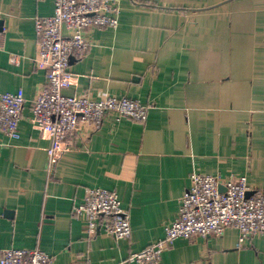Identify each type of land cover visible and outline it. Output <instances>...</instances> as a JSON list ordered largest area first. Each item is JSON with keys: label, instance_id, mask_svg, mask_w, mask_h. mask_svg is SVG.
<instances>
[{"label": "crops", "instance_id": "crops-1", "mask_svg": "<svg viewBox=\"0 0 264 264\" xmlns=\"http://www.w3.org/2000/svg\"><path fill=\"white\" fill-rule=\"evenodd\" d=\"M117 1L118 27L89 32L85 56L69 58L64 94L128 97L148 106L146 120L81 125L51 162L31 100L46 78L34 63V20L53 14V0H0V94L25 97L18 139L0 131V256L39 249L53 264H136L129 255L164 238L191 174L245 176L249 194L264 188V0ZM90 188L116 191L128 238L90 235L73 218ZM161 260L264 264V233L244 245L233 228L177 239Z\"/></svg>", "mask_w": 264, "mask_h": 264}, {"label": "built area", "instance_id": "built-area-1", "mask_svg": "<svg viewBox=\"0 0 264 264\" xmlns=\"http://www.w3.org/2000/svg\"><path fill=\"white\" fill-rule=\"evenodd\" d=\"M53 14L34 20L38 40L35 67L46 71L44 85L31 100V123L50 140L47 155L52 162L67 150L66 137L81 125L99 128L113 116L145 121L148 106L128 97L103 95L99 99L67 96L64 90L72 83L69 58L85 56L89 32L118 27L117 0H53ZM1 22V21H0ZM3 28L0 26V48ZM18 57L13 55L11 63ZM25 103L23 91L0 94V131L18 139L19 122ZM245 176L223 177L193 173L184 191L177 217L164 228V238L131 253L128 261L136 264H162V253L177 239L221 237L229 228L244 245L255 235L264 233V188L249 194ZM73 218L86 225L90 235L97 229L125 239L131 234L130 215L123 208L116 191L90 188L72 209ZM0 264H53L52 258L39 249L10 248L1 251ZM86 264V263H75Z\"/></svg>", "mask_w": 264, "mask_h": 264}, {"label": "water", "instance_id": "water-1", "mask_svg": "<svg viewBox=\"0 0 264 264\" xmlns=\"http://www.w3.org/2000/svg\"><path fill=\"white\" fill-rule=\"evenodd\" d=\"M0 26L2 27V23L0 22Z\"/></svg>", "mask_w": 264, "mask_h": 264}]
</instances>
